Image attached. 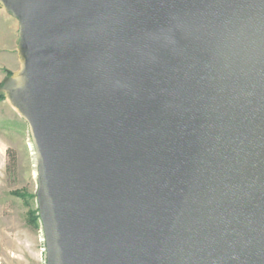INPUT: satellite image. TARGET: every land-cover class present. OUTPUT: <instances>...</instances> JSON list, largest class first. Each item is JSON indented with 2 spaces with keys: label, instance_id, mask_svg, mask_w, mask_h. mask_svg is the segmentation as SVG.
Returning <instances> with one entry per match:
<instances>
[{
  "label": "water",
  "instance_id": "obj_1",
  "mask_svg": "<svg viewBox=\"0 0 264 264\" xmlns=\"http://www.w3.org/2000/svg\"><path fill=\"white\" fill-rule=\"evenodd\" d=\"M46 264H264V0H0Z\"/></svg>",
  "mask_w": 264,
  "mask_h": 264
},
{
  "label": "rangeland",
  "instance_id": "obj_2",
  "mask_svg": "<svg viewBox=\"0 0 264 264\" xmlns=\"http://www.w3.org/2000/svg\"><path fill=\"white\" fill-rule=\"evenodd\" d=\"M0 14L6 15L1 9ZM9 49L17 54L7 34L0 35V85L19 69ZM30 144L26 123L0 99V264H46Z\"/></svg>",
  "mask_w": 264,
  "mask_h": 264
},
{
  "label": "crops",
  "instance_id": "obj_3",
  "mask_svg": "<svg viewBox=\"0 0 264 264\" xmlns=\"http://www.w3.org/2000/svg\"><path fill=\"white\" fill-rule=\"evenodd\" d=\"M6 15L0 14V35L7 34V36L9 37L10 45L12 44V47L15 48L16 51L17 33H18L17 22L13 18H10V16L8 15L6 16ZM9 52L12 58L14 59V57H16L17 54L15 55L14 52L11 51V49H9Z\"/></svg>",
  "mask_w": 264,
  "mask_h": 264
},
{
  "label": "trees",
  "instance_id": "obj_4",
  "mask_svg": "<svg viewBox=\"0 0 264 264\" xmlns=\"http://www.w3.org/2000/svg\"><path fill=\"white\" fill-rule=\"evenodd\" d=\"M1 99H3V98H1Z\"/></svg>",
  "mask_w": 264,
  "mask_h": 264
},
{
  "label": "bare ground",
  "instance_id": "obj_5",
  "mask_svg": "<svg viewBox=\"0 0 264 264\" xmlns=\"http://www.w3.org/2000/svg\"><path fill=\"white\" fill-rule=\"evenodd\" d=\"M31 145V144H30Z\"/></svg>",
  "mask_w": 264,
  "mask_h": 264
}]
</instances>
